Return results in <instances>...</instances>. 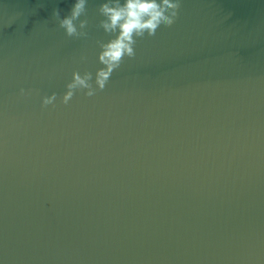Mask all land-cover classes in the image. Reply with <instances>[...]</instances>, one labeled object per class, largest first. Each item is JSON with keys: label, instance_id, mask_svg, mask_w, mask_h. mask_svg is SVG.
I'll return each instance as SVG.
<instances>
[{"label": "water", "instance_id": "95a60500", "mask_svg": "<svg viewBox=\"0 0 264 264\" xmlns=\"http://www.w3.org/2000/svg\"><path fill=\"white\" fill-rule=\"evenodd\" d=\"M75 2L0 0V264H264V0H181L65 105L112 38Z\"/></svg>", "mask_w": 264, "mask_h": 264}, {"label": "clouds", "instance_id": "9594fccd", "mask_svg": "<svg viewBox=\"0 0 264 264\" xmlns=\"http://www.w3.org/2000/svg\"><path fill=\"white\" fill-rule=\"evenodd\" d=\"M88 0H76L69 14L61 17L60 9L53 11V18L60 29L69 38H87L89 21L87 18ZM182 8L181 0H106L99 7V13L103 17L98 27L111 36L107 42L98 41L100 52L98 62L103 65L95 72L81 73L74 71L72 80L67 83V91L62 98V103L67 105L77 91H84L88 97L95 96L105 90L114 71L124 63L125 58L134 59L138 39L145 35L154 37L161 26L171 28L180 17ZM81 57V60H86ZM94 80V83H93ZM22 96L29 93L20 89ZM57 94L45 96L42 106L54 105Z\"/></svg>", "mask_w": 264, "mask_h": 264}]
</instances>
